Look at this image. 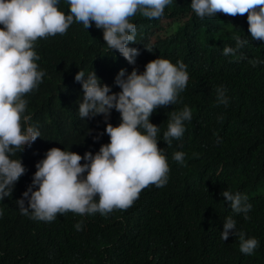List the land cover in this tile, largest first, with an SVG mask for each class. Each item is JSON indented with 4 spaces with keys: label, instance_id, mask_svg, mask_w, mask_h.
<instances>
[{
    "label": "clouds",
    "instance_id": "clouds-1",
    "mask_svg": "<svg viewBox=\"0 0 264 264\" xmlns=\"http://www.w3.org/2000/svg\"><path fill=\"white\" fill-rule=\"evenodd\" d=\"M179 2L0 0V247L22 246L18 260L35 264L40 248L67 250L71 211L87 213L89 226L135 207L175 248L226 251L223 264L257 251L260 138L244 136L203 187L194 169L166 158L175 152L170 164L182 165L188 150L184 122L192 111L181 100L213 96L227 107L225 92L241 73L264 64L250 59L247 68L248 41L231 43L219 24L202 20L247 13L252 40L264 41V0H187L188 11ZM135 14L171 21L159 34L135 24ZM93 23L103 32L91 50L62 38L72 25ZM56 58L73 66L67 77L52 66ZM199 58L214 67L202 73ZM263 102L246 104L243 115ZM169 104L179 112L159 123ZM187 215L197 222L180 219ZM74 227L82 231L83 221ZM102 234L103 226L85 237L86 251Z\"/></svg>",
    "mask_w": 264,
    "mask_h": 264
},
{
    "label": "trees",
    "instance_id": "trees-1",
    "mask_svg": "<svg viewBox=\"0 0 264 264\" xmlns=\"http://www.w3.org/2000/svg\"><path fill=\"white\" fill-rule=\"evenodd\" d=\"M179 6L188 11L187 0H181ZM179 11L181 10H174L172 15ZM135 17L137 18L133 20L135 24L152 31L159 30L157 32L159 34L171 21L166 18L168 21L164 24L161 18L149 19L137 14ZM143 21H147V24ZM202 21L208 26L219 24L223 38L231 43L235 42L236 36L247 40L248 42L243 47V53L247 57L243 59L244 61L248 62L256 58L264 60V41L252 40L247 13L236 17L217 13L212 19ZM102 32L103 29H98L94 23L89 29L72 25L62 38H77V45L91 50L101 41ZM198 60L201 63V72L204 74L214 67L212 59L199 58ZM249 65L248 62L247 68ZM52 66L59 69L58 72L62 77H67L68 72L73 68L72 65H65L58 58L52 61ZM251 71L252 69L242 72L241 75L244 74L240 75L231 88L225 92L229 99L227 107L223 104L217 106L216 98L213 96H204L203 99L196 97V103L181 100L182 103H187L185 106L192 111L191 121L184 122L188 150L183 149L185 157L182 165L170 164L177 163L172 158L175 152H172L166 160L169 166L182 167L187 171L194 169V175L202 180L201 187L205 185L209 173L214 168L222 162L233 159V155L237 154L240 143L246 135L247 137L255 135L260 138L259 147L264 157V102L258 110L251 113L252 117L250 114L243 115L246 104L255 100L264 101V64L256 66ZM222 77L227 80L228 84L234 78L227 74H222ZM240 77V82L243 81V83L235 88ZM168 106L167 109L162 107L160 113L156 112L159 114V123L163 120L169 122L171 112H179L176 104ZM169 149L177 150L180 147L171 145ZM222 180L223 177L220 178L221 182ZM213 187L217 188V186ZM258 193H264V190L260 189ZM257 205L258 212L262 213L256 228L259 247L251 256H242L236 252L231 257L233 264H264V200H259ZM70 213L73 215L75 224L83 221V230L77 231L75 224L67 228L71 232H68L67 250L60 248L48 251L40 248L35 255V264H223L226 261V251L213 250L208 255H203L198 249L175 248L170 237L153 227L150 222H146L137 207L116 214L107 220L110 214L108 213L104 215V223L96 221L89 223V226L84 221L87 213L83 215L72 211ZM180 219L193 223L197 222L198 217L187 215ZM102 226V236L86 251L90 240L85 237H89L88 235L94 232L97 233ZM23 253V247L16 243L0 247V264H31L18 260Z\"/></svg>",
    "mask_w": 264,
    "mask_h": 264
}]
</instances>
